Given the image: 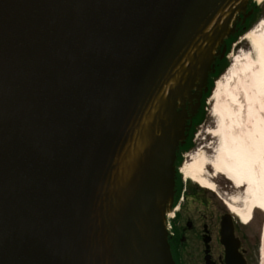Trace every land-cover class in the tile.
<instances>
[{
    "label": "water",
    "instance_id": "water-1",
    "mask_svg": "<svg viewBox=\"0 0 264 264\" xmlns=\"http://www.w3.org/2000/svg\"><path fill=\"white\" fill-rule=\"evenodd\" d=\"M258 1L0 0V264H174L177 108Z\"/></svg>",
    "mask_w": 264,
    "mask_h": 264
},
{
    "label": "bare ground",
    "instance_id": "bare-ground-1",
    "mask_svg": "<svg viewBox=\"0 0 264 264\" xmlns=\"http://www.w3.org/2000/svg\"><path fill=\"white\" fill-rule=\"evenodd\" d=\"M244 40L250 42L254 56L236 57L216 82L211 96L212 112L219 118L218 126L209 132L218 140L213 157L209 159L198 152L189 157L179 173L185 180L212 192L215 184L207 179V169L212 170V178L222 176L240 193L224 200V205L230 214L247 223L255 211L264 214V19L245 34ZM236 72L250 111L251 121L245 127L242 117L234 119L230 114L223 94L230 91Z\"/></svg>",
    "mask_w": 264,
    "mask_h": 264
},
{
    "label": "flooded vegetation",
    "instance_id": "flooded-vegetation-1",
    "mask_svg": "<svg viewBox=\"0 0 264 264\" xmlns=\"http://www.w3.org/2000/svg\"><path fill=\"white\" fill-rule=\"evenodd\" d=\"M236 23L233 21L231 26L235 28ZM225 40L217 51L221 52L223 48L226 51ZM208 84L207 78L201 90L196 87L191 89L190 99L186 98L184 104H179L177 108L178 112L184 110L189 115L191 109L199 103L196 114L186 123L185 140L179 144V148L185 143L187 132L192 127V120L202 108V100L208 91ZM184 183L186 184V181ZM179 186L180 180L177 177L174 182L173 203L165 212V216L169 215L167 212H172L174 217L170 221L169 231L166 232L167 244L174 264H264V219L263 223L255 218L242 223L235 216L220 211L215 218L205 215L196 223L189 214L188 204L190 201L202 200L204 194L194 187L185 185L184 189L183 187L181 189L183 200L176 208L173 204L177 196L179 197Z\"/></svg>",
    "mask_w": 264,
    "mask_h": 264
},
{
    "label": "rangeland",
    "instance_id": "rangeland-1",
    "mask_svg": "<svg viewBox=\"0 0 264 264\" xmlns=\"http://www.w3.org/2000/svg\"><path fill=\"white\" fill-rule=\"evenodd\" d=\"M255 9H256L255 14H257V17H255L256 18L255 21L252 22L251 25L248 27L249 29H247V33L250 32V30L254 29L257 25H259L261 20L264 19V0L258 2L257 5L255 6ZM244 36L245 35L238 38L237 41H235V43H233L230 46L228 53H226L225 51V55L222 59H224L225 64H227V67L222 72V74L213 82V85L210 90V94L204 101L203 104L204 119L202 123L195 128V131L191 137L192 148L190 149V151L186 152V154H184V156L182 157V163L180 165V168L185 162L188 161L190 156L197 154L198 152L204 154L209 159L213 157V153L217 147L218 140L214 138L212 135H210L209 132L218 126L219 118L215 117L214 113L212 112L213 103L211 101V96L216 87V82L220 80L222 76H224L227 70L231 67L232 61L236 57L243 58L249 55L254 56L253 51L251 50V44L247 40H244ZM237 73L238 72L234 74L235 79H234V83L230 88V91L228 93L223 92V94L226 95L225 100L227 99L225 105L231 109L230 114H232L234 119L237 118L239 119L242 117L243 119L242 125L245 127L248 123L250 124L251 121L249 115L250 111L248 110V106H246L247 103L244 93L242 94L240 92L243 83L240 80H238V78H236L238 76ZM212 175H213L212 170L208 168L206 177L215 184L214 192L203 189L198 185L188 180H185L180 173L178 175L182 187H184L185 185L194 187L196 188V190L203 192L204 194L202 200L190 201L188 204L189 214L196 223H198L205 215L211 218H215L220 211L230 214V212L227 210L226 206L224 205L223 201L226 199H231L232 197L235 196H240V193L235 192V189H233L232 185L226 179H224L222 176L212 178ZM184 180L186 181V184L184 183ZM181 202L182 201L180 200L179 203ZM167 213L169 214V217L166 219H169V224H170V221L173 220L172 218L173 213L172 212L171 213L167 212ZM253 218L258 219L262 222V220L264 219V214H262L259 211H255L253 214Z\"/></svg>",
    "mask_w": 264,
    "mask_h": 264
},
{
    "label": "trees",
    "instance_id": "trees-1",
    "mask_svg": "<svg viewBox=\"0 0 264 264\" xmlns=\"http://www.w3.org/2000/svg\"><path fill=\"white\" fill-rule=\"evenodd\" d=\"M249 10L251 13L248 14V16L245 18L244 21H243L244 15H241L238 18V23L236 25L234 34L231 35L230 38L225 40L224 45L226 46V53H228L230 46L233 43H235V41H237L238 38L242 37L243 35H245L247 33V29H249L248 27L251 25L252 22L255 21V19H256L255 17H257V14H255V12H256L255 7H252V8L248 7L246 13H248ZM226 67H227V64H225L224 59H222V60L217 59L215 61V63L212 65L211 73L209 74V77H208V80H209L208 91L203 96L202 108H201L200 112L197 114V116L194 117V119L192 120V127H191L190 131L187 132V139H186L185 143L181 145V147L179 148V150L177 152L176 162H175V169L176 170L180 167V165L182 163V154L190 151V149L192 148L191 137L195 131V128L197 126H199L204 119L203 104H204L205 99L210 94V90H211V87L213 85V82L222 74V72L225 70ZM177 177L179 179L178 174H177ZM181 189H182V186L180 183L179 194L181 192ZM177 199H178V196H177L176 200ZM174 205H175V203H174Z\"/></svg>",
    "mask_w": 264,
    "mask_h": 264
}]
</instances>
